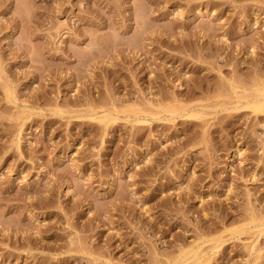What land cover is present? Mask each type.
<instances>
[{
	"label": "rangeland",
	"instance_id": "rangeland-1",
	"mask_svg": "<svg viewBox=\"0 0 264 264\" xmlns=\"http://www.w3.org/2000/svg\"><path fill=\"white\" fill-rule=\"evenodd\" d=\"M263 81L264 0H0V264H167L264 218V116L231 108ZM223 236L209 264H253Z\"/></svg>",
	"mask_w": 264,
	"mask_h": 264
},
{
	"label": "bare ground",
	"instance_id": "bare-ground-1",
	"mask_svg": "<svg viewBox=\"0 0 264 264\" xmlns=\"http://www.w3.org/2000/svg\"><path fill=\"white\" fill-rule=\"evenodd\" d=\"M256 23L252 25L255 27ZM235 90V89H233ZM243 93V91L241 92ZM235 102L231 107L233 110L246 109L254 115V117H263L264 116V81L261 84H255L252 94L250 95H239L235 91L233 92ZM145 109H134L130 111L131 116H126V120L132 119V122L135 124H143L146 123V119L157 118L159 112H154L152 110L151 104H146ZM138 108V107H137ZM160 113L167 114L166 116L169 120H173L176 116H184L186 118L198 119L200 118L199 113L190 111V109L183 108L181 106L175 107L172 104L167 105L165 107L158 106ZM230 107L224 108L226 111L229 110ZM117 112H102L101 114L96 112H90L88 115L89 119L95 120L104 126H107L110 123H114L119 120L117 116ZM167 118V120H168ZM15 148H19V138L13 142ZM234 156H241L239 150H237ZM223 234L229 235H251L254 237L252 243L249 247V256L253 259V264L260 258V250L256 249L255 240L260 236H264V218L258 219L254 213H251L247 223L242 227H238L236 229H227L216 237H212L210 239L205 240L203 243L198 244L195 243L193 245L188 246L187 248H182L179 250L176 257L173 258L167 264H209L213 256H215L221 247L227 242L224 239ZM203 244H209V247L205 250L202 249Z\"/></svg>",
	"mask_w": 264,
	"mask_h": 264
}]
</instances>
